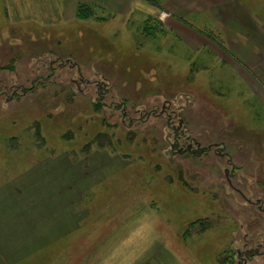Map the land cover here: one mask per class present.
Instances as JSON below:
<instances>
[{"label":"rangeland","instance_id":"obj_1","mask_svg":"<svg viewBox=\"0 0 264 264\" xmlns=\"http://www.w3.org/2000/svg\"><path fill=\"white\" fill-rule=\"evenodd\" d=\"M114 2L43 25L0 0V264H264V81L223 55L228 25L264 70V0ZM64 154L99 180L70 233L28 207Z\"/></svg>","mask_w":264,"mask_h":264},{"label":"crops","instance_id":"obj_2","mask_svg":"<svg viewBox=\"0 0 264 264\" xmlns=\"http://www.w3.org/2000/svg\"><path fill=\"white\" fill-rule=\"evenodd\" d=\"M8 1L10 4H12L11 5L12 9L15 8L16 10L21 9L28 11L30 16L32 15L34 19L42 22L43 25L44 24L57 25L79 19L80 17H78L77 12H78V7L81 3H87L89 6L97 7V8L102 6V9L104 11L106 10L112 13L115 11L114 0L113 1L112 0H102V1L101 0H8ZM149 8L150 7L145 6V3L142 2L140 3L139 1H137L135 2L134 5L131 4L128 10H130L129 14L139 11L153 13L152 11H150ZM164 10H166V8H164ZM163 16H161V18H164ZM185 25L186 27L191 29V27H189L187 23ZM223 29H224L223 35L226 38L225 42L227 46V48L225 49L223 48V55L226 56L229 55L231 57H234L241 65H243V67L245 65L246 69H248V71L251 72L250 74L254 76L256 75L255 78L257 82L259 81V83L261 84V82L264 81V70L260 66L261 62L258 59H256L258 57L256 56L257 54L256 55L254 54L255 49H258L259 46L257 47V45H255L256 42L254 43L253 41H248L246 39L241 40L235 38V36L232 35L233 32H231V30L228 28V25H223ZM179 31L180 30L178 28L175 29L176 34ZM191 41L193 42L192 45L186 43L188 47H194V42L196 41V39L194 38ZM261 76L262 79L260 78ZM70 159H71L70 157L64 154L61 155L59 159H53L52 161L48 162L46 165L44 164L39 167L38 172L42 173L45 177L47 175L51 176L49 177L50 187L45 189L46 193L44 194V191L42 193L39 192L40 190L37 188V185L35 184L34 191L36 193L37 192L39 193L33 195V198L30 197L31 199L30 202L28 203L29 204L28 207L30 208L32 201L33 204L32 208H34V210L36 207H39L40 209H42V212H44L45 215L51 219V221L54 220L55 224L52 227L55 228L58 227L57 230L59 231H64V232L69 231L67 233L72 232L73 228L75 230L78 229L80 223L79 220L84 214L83 211L77 209V205L78 203L80 205L83 201H85L84 197L85 196L87 197V195L90 194L92 187L96 186L99 183V180L95 179L96 177L93 176L91 177L89 175L91 174V172H93L91 168L85 167L84 169L82 162H76ZM90 165L93 166L94 163H90ZM95 165L96 166L92 168H96V169L100 168L99 167L100 164L99 165L95 164ZM54 170H56L57 172ZM35 174L37 173H33V175ZM57 175L59 176V180L57 181V183H55L52 186V182L54 181V179L58 178ZM42 180H44V178ZM19 190L21 191V189H18V191ZM67 192H71L72 196ZM64 210H67V212L71 211L70 218L74 219L73 223L71 224V228L69 230L65 229L67 225L65 222H68L66 220L68 219V217L64 218V223L66 224L65 226H63L61 222L59 223V220L62 219L60 213H62V211ZM15 213L17 218L22 216V212L19 210H17ZM66 214L68 215V213Z\"/></svg>","mask_w":264,"mask_h":264},{"label":"trees","instance_id":"obj_3","mask_svg":"<svg viewBox=\"0 0 264 264\" xmlns=\"http://www.w3.org/2000/svg\"><path fill=\"white\" fill-rule=\"evenodd\" d=\"M91 6H89L87 3H81L78 7V12H77V15L78 17L80 18H88V13L89 11L91 10H88L90 9Z\"/></svg>","mask_w":264,"mask_h":264}]
</instances>
